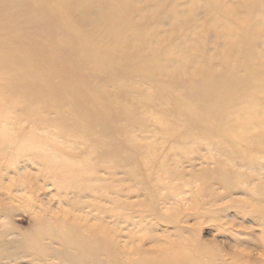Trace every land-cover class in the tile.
Wrapping results in <instances>:
<instances>
[{
	"label": "rangeland",
	"instance_id": "374dc122",
	"mask_svg": "<svg viewBox=\"0 0 264 264\" xmlns=\"http://www.w3.org/2000/svg\"><path fill=\"white\" fill-rule=\"evenodd\" d=\"M102 1L0 0V264H264V84L221 131L193 120L208 80L264 71V0ZM97 10L127 40L95 37L88 64ZM51 56L46 105L32 74Z\"/></svg>",
	"mask_w": 264,
	"mask_h": 264
},
{
	"label": "bare ground",
	"instance_id": "6f19581e",
	"mask_svg": "<svg viewBox=\"0 0 264 264\" xmlns=\"http://www.w3.org/2000/svg\"><path fill=\"white\" fill-rule=\"evenodd\" d=\"M107 0H103L102 4H105ZM130 0H124V3L121 5L128 6ZM72 8L67 7V11L70 12ZM93 25L90 29L84 31V38L80 41L81 43V55L91 56L95 47L92 43L95 37H102V34L109 33L113 39L114 51L118 50L120 47L125 45L127 40L126 34V25L120 22L113 11L103 12L97 10L93 12ZM76 20V17H74ZM253 32L249 31L245 33V36L241 38V45L250 42V38L253 36ZM140 38V37H137ZM235 51L242 55L244 52L251 56L252 49L246 47L243 49L241 46H236ZM106 62V58L103 54H98L96 51L93 52V59L88 64H101ZM54 59L51 56L44 62L43 69L40 68L37 73H33L32 76L35 78L34 82L37 85L39 93L43 96L42 102L47 105V103L53 104L58 103V92L57 87L54 86L53 79L57 78V68L55 67ZM243 66L246 70V83L242 88H233L230 87V83L234 79L236 73L238 72L239 67ZM230 73L228 79L224 83H227L226 86H218L213 80H208V83L211 84V90L206 95L205 104L201 108L202 111L198 113L197 116L193 119L196 123L202 124L203 126H212L214 131H221L222 126L227 123V111L230 103H235L239 98L247 93L253 92L258 86L264 84L262 76L264 71L259 69L257 62L244 61L235 67L229 69ZM261 72H263L261 74ZM72 76V75H70ZM75 96L77 95V90H74ZM84 97H78V101L86 102L92 101L95 105L93 99L94 92H86ZM215 96L212 101L211 97ZM215 102V103H213ZM147 264H177L173 259H162L161 261L153 260Z\"/></svg>",
	"mask_w": 264,
	"mask_h": 264
}]
</instances>
